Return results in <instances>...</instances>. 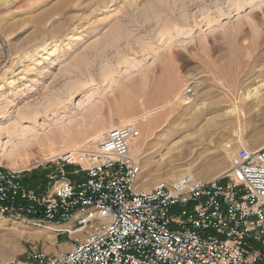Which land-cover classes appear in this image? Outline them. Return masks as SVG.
Masks as SVG:
<instances>
[{
	"label": "rangeland",
	"instance_id": "rangeland-1",
	"mask_svg": "<svg viewBox=\"0 0 264 264\" xmlns=\"http://www.w3.org/2000/svg\"><path fill=\"white\" fill-rule=\"evenodd\" d=\"M6 1L0 122L38 132L14 153L18 139L0 128V166L19 171L29 186L60 167L43 164L47 153L93 148L99 138L89 140L114 124L140 128L132 152L142 189L185 175L214 178L239 147L264 136V88L260 101L241 99L264 86V0H19L5 8ZM65 170L76 178L73 166ZM44 229L0 216V264L32 250L66 251L76 240Z\"/></svg>",
	"mask_w": 264,
	"mask_h": 264
},
{
	"label": "built area",
	"instance_id": "built-area-1",
	"mask_svg": "<svg viewBox=\"0 0 264 264\" xmlns=\"http://www.w3.org/2000/svg\"><path fill=\"white\" fill-rule=\"evenodd\" d=\"M139 137L131 121L103 132L93 148L45 160L60 167L38 187L0 166L1 217L54 223L59 235L76 237L66 251L32 250L4 264H264V146L239 147L217 177L142 189L132 152Z\"/></svg>",
	"mask_w": 264,
	"mask_h": 264
},
{
	"label": "bare ground",
	"instance_id": "bare-ground-1",
	"mask_svg": "<svg viewBox=\"0 0 264 264\" xmlns=\"http://www.w3.org/2000/svg\"><path fill=\"white\" fill-rule=\"evenodd\" d=\"M18 1L19 0H8V1H6V3L4 4V7L5 8H7V7H9V6H12V5H14V4H16V3H18ZM21 1V0H20ZM57 5V4H56ZM62 7H63V5L61 4V6L59 7V9H62ZM54 8V7H53ZM58 9V8H57ZM58 9V10H59ZM52 12V11H51ZM111 14V13H110ZM46 18V16H45V13L44 14H42V16H40V18L39 19H42V18ZM103 17V16H102ZM33 21V20H32ZM38 20H36V22H37ZM41 50H44V48H42ZM55 51V49H51V51H48L49 52V55L50 54H52L53 52ZM73 85V84H72ZM259 86V85H258ZM263 88H264V86L261 84V86H259V87H253V89H250V91H248V93L246 92L244 95H241L242 97H241V99L243 100V101H249V100H258V101H260V99H261V97H262V90H263ZM70 91L72 90V87H71V89H69ZM264 91V90H263ZM263 98V97H262ZM124 101V103L125 104H131L132 103V100H131V98L126 94V96H125V99L123 100ZM187 102H190V101H187ZM253 103V102H252ZM260 104V103H259ZM259 104H257L256 105V108L254 109V110H256V111H260L261 110V106L259 105ZM249 106V103L247 104L246 103V106ZM232 109H234V108H232ZM238 111V110H237ZM243 112V111H242ZM238 114V113H237ZM237 116H239V115H237ZM198 118L197 119H199V117L200 116H197ZM126 123H128V122H126ZM6 123L3 121V122H0V128H5L4 129V131L5 132H7L11 137H14V139H18V141L15 143V141H14V143H15V145L13 146V151H14V153H20V151H21V149H23L24 147H25V145L27 146V144H31V143H29V142H33L34 140H32V139H29V135L31 134V133H33V132H38L37 131V129L35 130V129H32V127H22V125H20V126H18L19 125V123H16V124H13V126H12V128H7V127H5L6 125H5ZM18 124V125H17ZM122 124H125V123H122ZM122 124H114V125H111V127L110 128H106V130L105 131H107V130H109V129H112L113 127H116V126H119V125H122ZM3 130V129H2ZM72 129L71 128H68V129H62L61 131H56V130H52V131H48V132H44L43 133V136L46 138V139H48V140H51L52 138H51V132L53 133V134H59V133H61V135L62 134H66V132H70ZM1 131V130H0ZM72 132V131H71ZM101 134H102V132H101ZM101 134H98L97 136H95V137H93L92 139H90L89 141H94V140H97L98 138H100V136H101ZM32 136V135H31ZM64 137H65V135H64ZM30 138H32V137H30ZM23 140H25L24 142H23ZM20 143H21V145H20ZM252 143H254V144H252L253 146H248V148L249 149H255V148H258V147H262V146H264V136L263 137H261V138H259V139H255ZM24 146V147H23ZM57 155V153L55 154L54 152H52L51 151V153L49 152V153H47V156H48V159H46V160H53L55 157H57L56 156ZM55 156V157H54ZM224 158V157H223ZM223 158L222 159H220V163H221V165H220V167L222 168V166H223V164H224V162H223ZM226 170H224L223 172H225ZM222 172V173H223ZM190 176V175H189ZM210 176H212V173H209V174H206V177L208 178V177H210ZM218 176V175H217ZM217 176H214V177H217ZM207 178H204V179H207ZM153 179L152 178H148V179H145V186H147L148 185V188H149V186L151 185V183L153 182L152 181ZM45 230V229H44ZM14 231V230H13ZM57 230H56V228H54V227H49V228H47L46 230H45V232L47 233L46 235H48L49 237H51L52 236V234H54L55 232H56ZM19 232V234H22L23 232H22V230L21 231H18ZM16 233V232H15ZM8 243V242H7ZM11 244V243H10ZM3 246H4V244H3ZM8 246L10 247V245L8 244ZM1 247V246H0ZM6 247L7 246H5L4 248V250H7L6 249ZM11 250V249H10ZM8 252V251H7ZM3 254V250H2V252H0V256ZM4 256H5V254H3ZM3 259V258H2ZM1 261V260H0Z\"/></svg>",
	"mask_w": 264,
	"mask_h": 264
},
{
	"label": "crops",
	"instance_id": "crops-1",
	"mask_svg": "<svg viewBox=\"0 0 264 264\" xmlns=\"http://www.w3.org/2000/svg\"><path fill=\"white\" fill-rule=\"evenodd\" d=\"M80 215V213H76L75 214V217H77V216H79ZM73 221H74V218L70 221V222H68L66 225H68V226H71L72 225V223H73ZM49 227H54V228H58V227H60V226H57V224H54V223H49V224H47V226H45V229H47V228H49ZM56 234H58L57 232H56ZM69 243V242H68ZM70 244H67V249H69V246ZM54 250H52L51 252H58V251H61V249L59 250V249H57V248H53ZM63 251V250H62Z\"/></svg>",
	"mask_w": 264,
	"mask_h": 264
}]
</instances>
